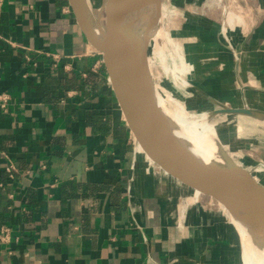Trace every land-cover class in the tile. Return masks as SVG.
Here are the masks:
<instances>
[{"label": "crops", "instance_id": "1", "mask_svg": "<svg viewBox=\"0 0 264 264\" xmlns=\"http://www.w3.org/2000/svg\"><path fill=\"white\" fill-rule=\"evenodd\" d=\"M234 1L238 106L264 114V0ZM0 93V264L237 263L222 205L139 151L68 0H2Z\"/></svg>", "mask_w": 264, "mask_h": 264}, {"label": "rangeland", "instance_id": "2", "mask_svg": "<svg viewBox=\"0 0 264 264\" xmlns=\"http://www.w3.org/2000/svg\"><path fill=\"white\" fill-rule=\"evenodd\" d=\"M105 1L85 0L100 27ZM238 4L234 0H162L152 27L148 25L153 9L148 8L142 45L146 37L149 38L143 53L150 63L146 68L154 94L164 98L167 109L187 116L206 115L209 121L220 125L224 116L226 118L230 113L214 111L223 107H241L238 106L242 104L238 90L241 83H234V49L230 47L231 31L238 22L236 18L240 19L235 15L240 14ZM229 13L234 14L232 26L227 20ZM253 93L259 95L254 98L255 107L264 110V92H248ZM251 105L248 107H253ZM220 132L226 138H230L232 132L234 146L226 150L232 152V159L242 169L264 184V175L253 171L257 166L264 169V114H237L233 125ZM160 173L169 176L162 170ZM239 242L240 255L236 264H245L240 235Z\"/></svg>", "mask_w": 264, "mask_h": 264}, {"label": "water", "instance_id": "3", "mask_svg": "<svg viewBox=\"0 0 264 264\" xmlns=\"http://www.w3.org/2000/svg\"><path fill=\"white\" fill-rule=\"evenodd\" d=\"M75 20L92 49L102 58L112 93L125 124L144 157L171 178L230 210L229 205L246 208L264 216V184L237 167L226 155V165L242 179L228 177L197 159L176 137L172 126L156 106L146 81L134 78L131 45L124 36L135 31L128 23L148 8L153 20L162 0H106L101 34L95 36L86 24L78 0H68ZM218 112L255 116L247 108L218 109ZM231 212V210H230Z\"/></svg>", "mask_w": 264, "mask_h": 264}, {"label": "bare ground", "instance_id": "4", "mask_svg": "<svg viewBox=\"0 0 264 264\" xmlns=\"http://www.w3.org/2000/svg\"><path fill=\"white\" fill-rule=\"evenodd\" d=\"M78 1L86 24L92 30L94 35L99 37L101 34V30L98 22L92 17L85 0ZM147 10L148 9L144 10L140 15H138L128 23L127 26L132 27L136 32L124 36V41L131 45L132 58L133 60H135L133 66V74L135 76L134 78H142L146 81V84L149 87L156 106L171 124L174 135H176L178 139L184 142L186 148L197 159L228 177L238 180L242 179L240 173L226 165V159H224L223 156V153H225V155L232 162L234 161L232 159V152L226 150V148L234 146L233 140L235 139V137L234 135L232 136V132L230 133V138H226L220 132L222 128L233 125L237 114L232 113L226 118L224 116L222 121H220V125H217V122L209 121L206 115H200V117L187 116L185 113L167 109L165 107L164 98L162 96L159 97L160 95L158 96L157 93V95L154 94L153 84L151 82V79L149 78L148 69L146 68V65L149 63V61L143 53V50L146 49V44L149 37H146L142 45L144 20ZM233 15L232 13H229L227 16V20L229 24H231V26L233 22ZM151 16L152 17L149 19V22L153 20V13ZM228 108L234 109L236 107ZM240 108H247L252 111L254 110L252 107L247 106H241ZM217 112L218 110L214 111L213 113ZM217 159H219V161L224 164L219 163ZM233 163L237 167L241 168L240 165L235 161ZM160 170L161 169H159V171ZM253 171L264 175V169H262V167L257 166ZM228 207L230 208L231 212L229 210L227 215L229 214V217L236 226L243 242L242 245L244 254L242 258L244 259V263L264 264V216H260L259 214H256L255 212L247 210L243 207L234 205H229ZM223 209L226 210L225 207H223Z\"/></svg>", "mask_w": 264, "mask_h": 264}, {"label": "built area", "instance_id": "5", "mask_svg": "<svg viewBox=\"0 0 264 264\" xmlns=\"http://www.w3.org/2000/svg\"><path fill=\"white\" fill-rule=\"evenodd\" d=\"M2 2V0H0V3ZM10 100V95L8 93H0V108L4 111L7 109V105L9 103ZM14 166L13 164H9L6 167V171L9 173H12L14 171ZM196 196V198L200 195V194H196L192 189H190ZM9 236V229L7 227H0V241H5L7 240Z\"/></svg>", "mask_w": 264, "mask_h": 264}]
</instances>
